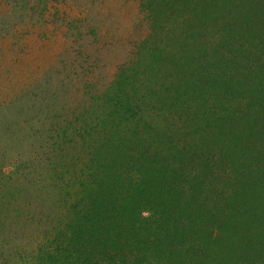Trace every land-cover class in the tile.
Masks as SVG:
<instances>
[{
    "label": "trees",
    "instance_id": "obj_1",
    "mask_svg": "<svg viewBox=\"0 0 264 264\" xmlns=\"http://www.w3.org/2000/svg\"><path fill=\"white\" fill-rule=\"evenodd\" d=\"M200 1L170 9L174 64L166 78L173 87L160 111L172 116L120 117L126 113L120 103L107 105L93 122L107 129L93 150L94 172L77 182L78 198L56 244L40 248L29 264H264V237L259 226L250 228L252 214L264 219V0H214L206 7ZM208 33L216 39L192 46ZM155 40L145 44L153 50ZM245 50L252 70L230 85L233 55ZM201 51L208 61L203 74L190 56ZM183 187L190 196L220 187L222 216L230 202L235 207L221 234L239 242L205 233L201 225L214 216L202 221ZM181 219L195 224L192 237L175 233ZM156 229L163 234L158 241Z\"/></svg>",
    "mask_w": 264,
    "mask_h": 264
},
{
    "label": "rangeland",
    "instance_id": "obj_2",
    "mask_svg": "<svg viewBox=\"0 0 264 264\" xmlns=\"http://www.w3.org/2000/svg\"><path fill=\"white\" fill-rule=\"evenodd\" d=\"M200 2L215 5L214 0ZM187 4L0 0V264L32 263L40 248L56 244L78 198L77 182L94 172H89L95 163L93 150L107 129L93 122L111 109L107 105L120 103L126 111L120 117L161 122L159 115L172 116L160 111L169 99L167 87H173L166 78H171L166 70L174 64L168 63L174 38L169 28L173 8ZM150 39H156L153 50L145 44ZM213 39L208 33L191 43L204 48ZM205 53L190 54L200 74L208 63ZM233 59L230 85L244 82L252 70L248 50ZM158 91L162 93L157 96ZM110 164L105 161V167ZM225 195L219 187L207 196L183 197L199 209L202 221L214 216L201 225L205 233L239 242L240 236L221 234L234 207L230 202L228 215L222 216ZM253 215L250 228L259 226L264 237V219ZM194 226L181 219L175 233L192 237ZM152 234L157 241L163 236L158 229Z\"/></svg>",
    "mask_w": 264,
    "mask_h": 264
}]
</instances>
